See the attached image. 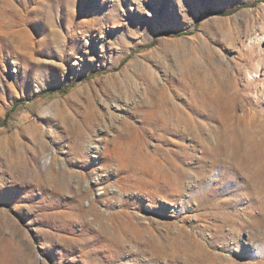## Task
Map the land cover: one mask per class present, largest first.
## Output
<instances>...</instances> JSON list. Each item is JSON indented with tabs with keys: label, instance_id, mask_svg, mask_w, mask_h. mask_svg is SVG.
Returning <instances> with one entry per match:
<instances>
[{
	"label": "rangeland",
	"instance_id": "1",
	"mask_svg": "<svg viewBox=\"0 0 264 264\" xmlns=\"http://www.w3.org/2000/svg\"><path fill=\"white\" fill-rule=\"evenodd\" d=\"M256 37L264 0H0V264H264Z\"/></svg>",
	"mask_w": 264,
	"mask_h": 264
},
{
	"label": "bare ground",
	"instance_id": "2",
	"mask_svg": "<svg viewBox=\"0 0 264 264\" xmlns=\"http://www.w3.org/2000/svg\"><path fill=\"white\" fill-rule=\"evenodd\" d=\"M253 39V38H252ZM143 41H145V39H143ZM262 41H264V37L263 38H259V37H256V38H254L253 40H251L250 39V41L248 42V45H247V52H245L243 55L244 56H247L249 53H251V52H253V51H256V53L257 54H259V55H264V48H262L261 47V42ZM139 42L140 41H138V42H134L133 44H132V47L133 46H136L137 44H139ZM127 52V50L125 51V53ZM3 60V59H2ZM258 63L256 64L255 63V65L252 67V68H258ZM249 75L251 76V78H253V77H255V76H257V74L256 73H254V72H250L248 69H247V71H246V78H248L249 79ZM10 86V85H9ZM9 90V89H8ZM99 141V140H98ZM97 146V144H95L94 145V147H96Z\"/></svg>",
	"mask_w": 264,
	"mask_h": 264
},
{
	"label": "trees",
	"instance_id": "3",
	"mask_svg": "<svg viewBox=\"0 0 264 264\" xmlns=\"http://www.w3.org/2000/svg\"><path fill=\"white\" fill-rule=\"evenodd\" d=\"M151 43H153V41L151 42ZM48 93H50V92H44L43 93V95H46V94H48ZM17 105V104H16ZM15 105H13V107H14ZM8 115V113H6V116Z\"/></svg>",
	"mask_w": 264,
	"mask_h": 264
}]
</instances>
